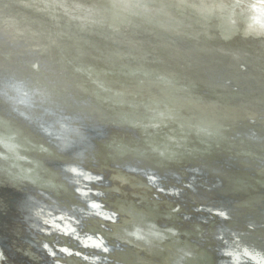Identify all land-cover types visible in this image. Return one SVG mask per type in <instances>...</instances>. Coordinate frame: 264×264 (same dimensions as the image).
<instances>
[{
    "label": "water",
    "instance_id": "water-1",
    "mask_svg": "<svg viewBox=\"0 0 264 264\" xmlns=\"http://www.w3.org/2000/svg\"><path fill=\"white\" fill-rule=\"evenodd\" d=\"M110 1L111 6L123 4L128 9L131 5L126 3L132 4L130 0ZM226 1V9L232 7L233 17L241 27L240 34L230 33L225 19L200 18L192 8L179 11L163 0H143L133 6L132 15L137 18L118 21L111 20L100 5L94 16L113 21L102 28L103 34L79 31L85 28V11L76 0H58L61 7H56L53 0H0L2 7L6 6L0 8V116L7 119L3 126L31 146L41 147L43 161L56 169L73 190L54 193L51 188L37 186L31 178L0 180V264H53L58 259L67 260L68 255L78 256L80 264H106L107 259H88L66 252L59 245L63 243L73 251L105 252L100 246L80 241L74 230L94 233L101 231L100 225L110 222L106 215L83 211L90 208L86 201L89 197L111 211L102 186L108 182L113 167L141 186L148 198L145 207L149 208L142 212L134 204L126 205L134 217L126 227L119 228L118 238L111 241L113 247L129 242L141 244L150 249L148 256L159 245L164 250L161 262H149L148 256L143 258L137 251H130L126 263L221 264L220 259L226 258V264H264L241 247L245 244L264 254V122L255 123L246 117L240 122L241 117L229 120L208 101V97L216 95L231 100L230 104L239 99L253 108H264V51H255L254 41L242 36L264 29L246 26L244 16L250 17L255 10L253 0H236L233 5L234 0ZM16 11L25 20L44 25L50 33L41 34H51L49 40H61L63 34L79 42L64 48L54 45V51H49L41 35L34 40L20 32L24 22ZM45 11L58 19L48 18ZM208 34L213 35L212 39L204 40ZM196 35L202 40L187 39ZM236 40H245L244 45L239 47ZM180 48L224 53L226 58L229 55V66L246 56L249 66L241 68L234 80L224 71L208 68L184 77H174L173 67L154 68L152 77L172 86L177 92L173 98L190 107L194 120L206 119L202 123L209 126V136L197 143L207 144L210 151L181 148L174 156L168 147L154 140L148 141L152 151L144 152L139 145L130 144L133 140L129 137L140 141L136 118L128 113L124 114L127 119L117 117L104 101L78 82L86 72L100 75L106 82L124 81L121 67L122 60L127 59L126 72L138 81L147 80L142 71L151 70L149 57L165 64L166 57ZM212 124L217 132L212 133ZM111 131L121 134L115 142L122 146L112 148L116 155L111 152L105 157L109 148L102 143ZM70 163L79 171L68 169ZM0 177L5 176L0 172ZM77 182L87 190L74 189ZM97 183L100 193L92 190ZM41 192H46L47 197L42 198ZM148 200L155 203L149 205ZM27 202L45 203L52 210L67 212L74 219L79 217L80 223L76 220L75 227L64 231L51 226L50 220H28L24 217ZM162 207L167 209L165 213L157 214ZM180 228H187L186 234ZM161 232L171 236V243H161ZM224 245L236 247L234 250L243 255L234 259L229 250H221Z\"/></svg>",
    "mask_w": 264,
    "mask_h": 264
},
{
    "label": "bare ground",
    "instance_id": "bare-ground-1",
    "mask_svg": "<svg viewBox=\"0 0 264 264\" xmlns=\"http://www.w3.org/2000/svg\"><path fill=\"white\" fill-rule=\"evenodd\" d=\"M53 1L56 2L54 3L56 7L62 6V4L57 3L58 0ZM130 1L132 4L126 3L131 5V8L128 9L123 4H120L117 7L111 6L113 2L110 0H88V2L76 0L79 6L82 7L81 10L85 11V15L83 17L85 23L83 27L85 28H81L79 31L90 34H103L102 28L109 24H113V21H101V18L98 19L94 16L93 12H96V9L100 5L103 6V12H105L111 20L115 19V21H118V19L125 20L126 18H137L138 16L132 15V12L135 9L133 6L136 7V5L141 3L143 0ZM163 1H167V3L170 4V7H175V9L179 11H183L186 7L192 8L200 18L203 16H207L208 18L211 16L220 17L227 21V30L229 32H238V34L242 32L239 31L241 27L237 25L236 19L233 17L234 11L232 10V7L228 10L226 9V0ZM253 1L255 10L252 11V15H250V17L244 16V18L246 20V26L255 28L259 31L261 26L264 29V0H256L257 2H255V0ZM231 3L232 5L236 4V0L231 1ZM4 7L6 6L3 5L2 7L0 4V8ZM15 14L24 22V26L20 32L30 36L31 39L36 40V38H40L39 35L43 37L41 33L44 31L50 33L44 25L34 24L29 20H25L22 13L16 11ZM45 15H47V13ZM47 16L52 20L58 19V17L53 15ZM203 21H206V19ZM199 23L202 22L199 21ZM254 23L258 24L257 28L254 26ZM9 26L11 28V23ZM243 27L244 26H242V28ZM260 31L250 35H242L245 38L251 39L245 40H249L250 42L254 41L256 44V47L254 48L255 51H264V40L261 39L262 36H264V30ZM258 33H262L263 35L261 34V36L258 37L256 36ZM226 34L227 33L225 32L222 33V35ZM208 35L210 36H207L204 40L212 39L211 36L213 35ZM50 36L52 35H46V37H43L45 40L42 41L43 46L49 51H54V45L64 48L67 45H75L79 42L71 39V36H64L63 34L61 40H49L47 37ZM187 39L202 40V38L198 35ZM245 40H236L240 43L239 47L244 45L242 43H244ZM262 53H260V55H262ZM220 57H222L221 60ZM247 59L248 58L246 56H242L238 58V62L235 65L229 66V64H231L229 55L226 58V54L224 53L180 48L166 57L164 60L165 64H159L155 58L149 57L147 59V63L151 66V70L144 69L142 71L146 75L147 80L142 79L138 81L131 73L126 72V62L129 61L127 59L122 60L123 65L121 67L124 81L123 79H115L113 81L106 82V80L100 75H94L90 72H86L82 81L78 82V84L81 88L92 91L95 95H97L117 117L120 116L123 119H127L128 117H125L124 114L128 113L136 118L135 124L138 127V132L140 133V141L129 137L130 141L133 140L130 144L139 145L144 152L152 151L148 141L154 142V140L158 142L159 145L168 147V151L174 156L181 148H189L190 150H195L196 152H209L210 147L207 144L197 143L203 139V136H209L207 134V132L210 131L208 128L209 126L206 127V125L202 123L206 119L203 117L202 121L199 122L194 120V117L190 114V112H192L190 107L185 106L182 103H178L177 100L173 98L177 92L166 82L161 81L158 78H153L152 71L154 68L162 69L173 67L172 69L175 70L174 77H184L186 73H195L201 71L202 68H208L217 72L224 71L228 78L234 80L241 68L248 69L249 65L247 64ZM77 68L80 70L88 69L83 66H77ZM217 97L216 95H211L208 97V101H212L217 109L222 110L224 117L229 118V120L235 121L237 118L241 117L237 121L240 122L242 118L246 117L247 120H253L255 123L256 121L264 122V108H253L252 105L247 102L238 101L239 99L234 101L236 104H230L229 101L231 100H224L220 96ZM6 120V118L0 116V172L5 176L0 177V180L7 178L11 181H19L20 179L31 178L33 183L37 186L41 188H51V191L54 193L62 192V189L68 190V192L71 193L73 190H71L61 176H58L56 169L52 168L43 161L42 154H40L42 148L39 146H31L30 143L19 137V135L7 130L3 126V123ZM210 127L212 129V133L217 132V128L213 124L210 125ZM110 135L111 138H107L102 143L103 146H107L109 148L107 153L104 155L105 157L111 155V152H113L112 156L116 155L114 153L115 151H112V148L122 146L120 142H115L122 137L121 134L111 131ZM242 153H244V151H242ZM71 164L72 163L67 164L66 167H68L71 171H79V168L76 165L72 166ZM117 169L118 168L115 169V167L112 168L111 172L108 173V182H105L102 186L104 189V199L110 205L111 211L116 212V215H113L111 211L106 209L104 207L105 205L103 206L98 200H94L89 197L86 201L90 205V208H85L83 212L98 213L101 217L106 215L111 220L107 226L105 224L100 225L101 231H94V233H90L88 231L78 233L76 229L74 230L76 234H79V236H76L80 241L100 246L106 249L105 252H82L77 249H74L73 251L71 247H67L63 243H60L59 248L64 249L66 252H75L80 256L87 257L88 259H94L97 261L107 259L106 264H129L125 262V259H127L128 255H130V251H137L141 256H143V258L148 256L147 251L150 249L141 244L129 242L128 244L120 247L114 246V248L111 242L115 240V238H118L119 228L121 227L123 229V227H126L129 224V221H131L134 217L133 212H130L128 209V211L126 210V205L128 203L138 206L139 208L135 207V209L142 212H147L149 209L145 207L144 201L148 198L141 186L136 184L133 179L120 174ZM261 169L264 171L263 167H261ZM83 170H85V175H88V171H86L87 169ZM94 174L100 175L99 173ZM96 186L98 187L99 184L97 183V185L92 187V190L96 193H100V190L96 189ZM73 188L81 191L87 190L80 184V182H77ZM41 193L43 194L42 198L47 197L46 192ZM147 203L150 205L155 203V201L148 200ZM142 204H144V207ZM52 205L55 206L54 204ZM26 209L24 217L28 220H50L51 226L60 227L64 231H70L71 227H75L74 224L76 220L80 223L79 217L74 219L67 212L65 213L61 210H52L45 203L27 202ZM162 209L163 210H157V214H164L167 210L163 207ZM1 220L2 219H0V221ZM90 226L91 225H88L87 227ZM45 228L49 229L47 226ZM180 229H183V234H186L185 230H188L187 228ZM159 236L162 238L161 243L164 242L168 244L171 243V240H173L167 233L161 232ZM241 247L244 248V253L250 255L258 262L264 263V254L262 255L260 251L247 248L245 247V244ZM235 248L236 247L224 245L221 250H229L231 256L236 259L238 256H242L243 254L234 250ZM163 252L164 250L162 249V246L159 245L155 252L147 257L149 258V262H161ZM68 261L71 264H76L78 261L82 263V260L78 256L68 255L67 260L58 259L53 261V264H69L67 263ZM220 263L226 264V258H221Z\"/></svg>",
    "mask_w": 264,
    "mask_h": 264
}]
</instances>
